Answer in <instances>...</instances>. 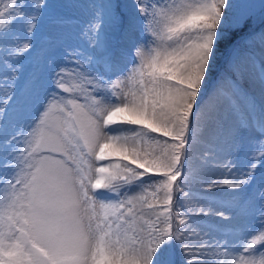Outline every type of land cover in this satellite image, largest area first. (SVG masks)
I'll list each match as a JSON object with an SVG mask.
<instances>
[{
  "label": "snow or ice",
  "instance_id": "snow-or-ice-1",
  "mask_svg": "<svg viewBox=\"0 0 264 264\" xmlns=\"http://www.w3.org/2000/svg\"><path fill=\"white\" fill-rule=\"evenodd\" d=\"M0 4V264H175L173 246L183 264H264V61L258 99L237 63L241 44L264 49V28L240 35L264 0ZM81 7L89 47L52 68ZM210 125L220 178L193 194L188 149Z\"/></svg>",
  "mask_w": 264,
  "mask_h": 264
},
{
  "label": "rangeland",
  "instance_id": "rangeland-1",
  "mask_svg": "<svg viewBox=\"0 0 264 264\" xmlns=\"http://www.w3.org/2000/svg\"><path fill=\"white\" fill-rule=\"evenodd\" d=\"M54 5H62L67 2V0H51ZM77 3L83 4L86 3L87 0H76ZM128 3H131L132 0H127ZM235 3H245L247 0H234ZM0 7H3V4H0ZM65 14L71 15L73 17V22L66 26L61 32V41L59 46L52 52L50 55L54 60V63L50 65V67L54 68L56 66H66L69 69L72 68L71 63L66 62V52L71 49H86L89 47L87 38L82 35V31L85 29L90 17V13L87 9L84 8H74V9H65ZM251 24V25H250ZM248 25L250 28L243 29L240 35L250 34L251 32H258L261 28H264V23L257 18L254 21H249ZM46 27V26H45ZM65 39V40H64ZM68 40V41H67ZM72 41V42H69ZM68 42V43H67ZM140 43V36L137 33L132 40H130L126 44L127 55L125 60L121 63V67H131L130 61L134 59V49L137 44ZM68 44V45H67ZM77 44V46H76ZM252 58H255L256 61H264V49L261 48L259 42H254L251 45L241 44L239 47V53L237 58V63L241 64L245 69L244 79L242 81L243 87L245 90L249 91L252 95L259 98L258 89H253L250 87L248 77L253 73L254 69L252 66ZM230 59V54L227 52H223L219 57L218 68L226 69L228 66V61ZM27 71V68L24 69ZM2 71V70H0ZM47 71V70H46ZM113 79L116 78L114 74L112 76ZM208 91H211V87H209ZM213 126H208L205 128L204 137L202 136L196 143L190 145L188 152V165H186L185 171H188V166L191 167L192 171L197 173V180L191 184V186L187 189L193 194L195 193H204L208 192L209 189L206 187L207 184L211 183L213 180H217L220 178V170L214 167L213 172H205L203 169L205 168V164L202 163V153L205 151L207 147L206 141L213 135L215 129ZM210 136V137H209ZM207 137H209L207 139ZM161 139H164L161 137ZM194 145V146H193ZM241 150V160L243 161V150ZM235 151V150H234ZM204 166V167H203ZM261 171H264V166L261 169L257 170V177L259 179ZM205 172V173H204ZM217 172V173H215ZM219 173V174H218ZM206 174V175H205ZM213 176V177H212ZM215 176V177H214ZM133 193L137 191V189L133 188ZM215 192L221 191V189L213 190ZM177 198L179 203L184 204L185 208L188 207L185 204V201L189 198L183 197L182 194H177ZM195 207V205H192ZM191 215V214H190ZM194 226L197 228L204 227L206 224H211L213 222H223L220 217L215 215H209L207 217L203 216H195L193 215ZM174 259L175 264H183V259L180 255L178 248L173 246Z\"/></svg>",
  "mask_w": 264,
  "mask_h": 264
},
{
  "label": "bare ground",
  "instance_id": "bare-ground-1",
  "mask_svg": "<svg viewBox=\"0 0 264 264\" xmlns=\"http://www.w3.org/2000/svg\"><path fill=\"white\" fill-rule=\"evenodd\" d=\"M65 40V39H64ZM68 41V40H67ZM69 42H72V41H69ZM68 43V42H67ZM68 45V44H67ZM76 46H77V44H76ZM230 122V118H226V120H225V127H227V125H228V123ZM214 130V129H213ZM205 131V130H204ZM214 133V132H213ZM204 134V133H203ZM205 135V134H204ZM204 135H203V137H204ZM210 137V136H209ZM209 137H207V139L209 138ZM194 146V145H193ZM189 161V160H188ZM204 167V166H203ZM214 165H212L211 163H209V164H207V165H205V168L203 169V171H205V172H213L214 171ZM218 170V169H217ZM204 172V173H205ZM215 173H217V172H215ZM219 174V173H218ZM206 175V174H205ZM213 177V176H212ZM215 177V176H214ZM133 190V189H132Z\"/></svg>",
  "mask_w": 264,
  "mask_h": 264
},
{
  "label": "trees",
  "instance_id": "trees-1",
  "mask_svg": "<svg viewBox=\"0 0 264 264\" xmlns=\"http://www.w3.org/2000/svg\"><path fill=\"white\" fill-rule=\"evenodd\" d=\"M251 25V24H250ZM250 25H245V28L244 29H247V28H250Z\"/></svg>",
  "mask_w": 264,
  "mask_h": 264
}]
</instances>
